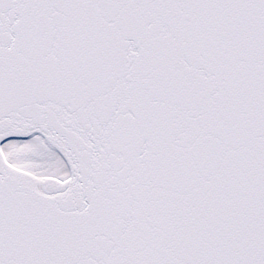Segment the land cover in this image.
Here are the masks:
<instances>
[{
  "label": "snow or ice",
  "instance_id": "1",
  "mask_svg": "<svg viewBox=\"0 0 264 264\" xmlns=\"http://www.w3.org/2000/svg\"><path fill=\"white\" fill-rule=\"evenodd\" d=\"M0 264H264V0H0Z\"/></svg>",
  "mask_w": 264,
  "mask_h": 264
}]
</instances>
